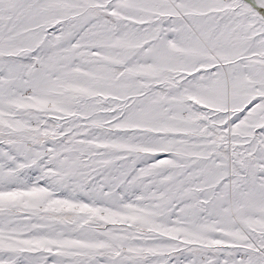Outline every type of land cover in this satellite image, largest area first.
<instances>
[{"label": "snow or ice", "instance_id": "obj_1", "mask_svg": "<svg viewBox=\"0 0 264 264\" xmlns=\"http://www.w3.org/2000/svg\"><path fill=\"white\" fill-rule=\"evenodd\" d=\"M0 264H264V0H0Z\"/></svg>", "mask_w": 264, "mask_h": 264}]
</instances>
